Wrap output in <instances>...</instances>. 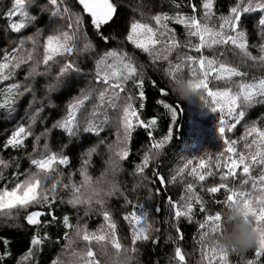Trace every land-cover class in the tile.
<instances>
[{"label": "snow or ice", "instance_id": "obj_1", "mask_svg": "<svg viewBox=\"0 0 264 264\" xmlns=\"http://www.w3.org/2000/svg\"><path fill=\"white\" fill-rule=\"evenodd\" d=\"M76 3L80 6V11H73L67 0H47L43 6L38 0H12L10 7L3 12V17L7 21L5 31L21 34L22 30L29 26H33L35 31L31 35H20L11 52L3 53V59L0 61V81L9 80L22 65L28 66L25 80H30L37 76L49 75L52 64H59L60 67L52 82L46 85L47 90L51 92L56 88L73 86L71 76L79 75L82 71L73 57L94 51V45L85 28L90 25L94 29V35L107 44L115 37L105 35L106 29L118 26L120 22L114 0H76ZM215 3L216 0H188L184 7L189 8L190 13H185L180 10L181 4L172 0L176 9L174 14L157 12L151 16L146 15L141 4L137 8L142 19H131L123 31L127 33L124 39L135 49L146 53L153 64L157 61L167 62L165 73L170 84L183 77L181 70L187 66L191 74L189 84L202 106L219 114L217 133L223 150L217 153L216 171L212 170L211 157L207 161L201 158L199 163L191 168L189 166L193 164V159H187L182 166L173 171L167 181L158 171H152V177L149 178L145 170L150 168L151 162L158 159L161 150L172 139V128L170 127L167 135L159 141L152 139L153 133L150 129L157 124V120L141 119L138 108L134 106L136 94L126 87L131 82L133 88L139 90V109H143L145 99L143 65L136 66L133 57L123 49L113 48L104 51L95 60V73L89 81V86L79 90V95L67 105L66 117L53 125V128L62 130L67 136V143L61 145V153L48 151L47 136L50 129L45 128L35 135L31 152L28 153L31 169L26 173L14 174L9 185L0 187V216L15 220L23 212L27 224L36 226L37 229L31 235L30 246L18 264H32L37 254L43 250L45 242L50 240L47 232L41 235L40 227L54 222L59 223L55 214V201L61 187L69 193V197L66 201L61 198L60 203H67L72 208L82 207L85 216L94 211L100 213L106 228L89 232L86 224L82 225L78 220L77 224L72 225L69 216L63 215L64 229H71V233L69 231L63 233L66 241L63 246L67 251V258L57 257L51 260V264H101L97 252L93 250V242L97 247L111 245L116 256L111 258L110 264H120L122 251L128 254L127 259L130 262L132 254L137 252L138 241L151 240L153 244L158 242V238H153V233L159 232V229L154 227L152 217L153 211L155 214L161 212L159 206L153 210L150 203L133 204L124 196L125 203L132 209L123 215L131 234L133 245L131 249L122 245L117 238V224L107 210V197L123 195L117 176L122 171V162L129 157V142L137 126L142 127L152 139V143L145 147L133 173L140 178L138 183L147 188L149 193L147 200L150 202L153 199L149 184L159 183L163 187L179 181L183 185V191L178 199L167 197L170 221L165 223L170 224L176 233L175 237L170 235L168 239L177 244L172 264H187L186 254L179 246V242L184 239L179 225L182 220L191 223L197 207L199 213L203 214V220L198 222L199 238H194V242L200 246L201 259L197 264H231L230 253L236 251L229 250L214 240L220 228L221 211L229 204L240 206L242 214L246 219H250L256 232V242L252 247L254 257L248 259L246 264H261L264 258V126L257 121L244 123V134L238 140L229 138L227 133L246 121L249 108L256 103H264V76H252L249 79V73L241 70V65L250 69L264 68V0H235L233 6L229 8L228 15L219 17L214 10ZM34 4L40 13H48L49 20L43 28L36 26L40 23V17L29 11ZM81 13L87 14L89 19L86 21ZM253 13H258V18L252 16ZM17 17L19 19H14ZM146 20H150L151 23L145 22ZM170 23L183 27L186 37L183 43L177 39L175 28L170 27ZM249 23L254 24L255 34L259 38L258 43L250 41L247 27ZM193 38L197 42L193 43ZM181 47L199 55L180 53L178 50ZM253 48L257 52L255 55L250 50ZM205 50L212 54L206 55ZM173 52L177 53L175 63L170 59ZM229 53L238 58L239 62H230ZM41 66L43 71L40 70ZM210 83L213 84L212 87ZM161 91L165 96L168 94L163 89ZM172 91L174 92L173 88ZM95 92H98V103L94 105L92 113L88 114L82 109L85 101H88ZM126 92L128 94L122 96V93ZM26 93L32 94L35 100L32 84H9L8 98L0 103V108L11 114L15 110L16 98ZM157 103H162L170 113L171 120L175 121L176 107L162 100ZM102 107L120 109L119 114L110 123V131L115 139L107 144L105 139L100 137L109 126V121L95 119L97 111ZM41 112V107H35L29 117L31 123L27 127L24 124L17 126L7 137L3 149H23L25 140L33 136L32 124L36 123ZM81 118L83 124L80 122ZM85 133L97 137L98 142L89 147L84 154L85 158L79 172L82 180L79 184L73 182L72 174L69 173L68 182L63 183L57 178L60 173L53 165H68L69 156L63 153L70 151L75 141ZM42 137L44 152L38 153ZM241 144L242 147H238ZM100 145H105L108 158L105 161V170L93 181L87 172V166ZM9 166L8 160L0 158V168L6 169ZM238 169H242V173H238ZM256 169L258 175H253ZM217 174L220 182L206 186L207 179ZM237 180L238 186L230 185V182ZM249 184L250 189L247 187ZM221 189L226 196L223 200L214 199L213 202L222 207L213 212L201 193L206 192L214 196ZM155 194L160 195L159 188ZM78 240L85 244L80 251L74 250ZM60 242L57 239L56 243ZM4 245L5 251L0 255V260L10 255L6 240Z\"/></svg>", "mask_w": 264, "mask_h": 264}, {"label": "trees", "instance_id": "obj_2", "mask_svg": "<svg viewBox=\"0 0 264 264\" xmlns=\"http://www.w3.org/2000/svg\"><path fill=\"white\" fill-rule=\"evenodd\" d=\"M12 0H0V61L3 59L4 52H11L12 47L18 43L20 35H31L35 28L29 26L22 30L21 34L11 33L5 31L7 27V21L3 17V12L10 7ZM117 4L118 14L120 22L118 26H114L111 29H106L105 35L109 37H115L110 39L107 44L94 35V29L88 25L85 30L88 32L89 39L94 45V51L90 53H83L78 57H73L80 65L82 71L79 75L73 74L71 76V82L73 86L71 88L60 87L54 91L49 92L46 88L48 83H51L56 75L60 65L52 64L49 69V75L37 76L34 79L25 80L27 73V65H22L16 70L15 74L7 81H0V103L8 98L7 86L11 83L20 84H32L35 92V100L33 95L26 93L23 96L16 98L14 105V111L11 114L4 108H0V158L8 160L10 166L6 169L0 168V187H4L10 184L16 173H26L31 169L30 161L28 159V153L31 152L32 143L35 135H38L45 128L50 129L47 142L48 151L61 153L62 143H67V136L62 130L53 128L56 121L66 117L67 105L73 101L75 97L79 95L81 88L89 86V81L92 80L95 73V60L99 58V55L109 49H123L128 52L134 59L136 66L143 65L144 83L143 91L145 93V99L143 101L144 108L139 109L138 89L133 88L131 82L126 87L131 92L136 94L137 99L134 102V106L138 108V113L141 119L147 121L149 119H156L157 124L150 129L153 133V138L156 141L162 139L167 135L168 129L172 128V139L161 150V155L155 161L150 163V168L146 169V173L149 178L152 177V171H158L164 176L165 180L172 175L173 171L182 166L187 159H193V164L189 168L196 166L201 158L208 160L212 158V170L215 172V159L217 153L223 150L222 142L220 141L217 133V124L219 121V114L211 112L207 107L202 106L199 98L196 96L192 100H180L176 94L172 91L170 82L165 69L168 67L167 62L157 61L155 64L147 56L146 53L135 49L133 45L129 44L124 37H126V31H123L128 21L131 19H142L140 11L137 8L138 5H143V11L147 16L155 15L157 12H166L169 15L175 13L176 9L173 7L172 0H114ZM38 3L43 6L46 5L47 0H38ZM68 6L73 11H80V6L76 3V0H67ZM176 3L181 4V11L190 13V9L184 7L188 3V0H176ZM235 0H216L214 10L217 17L220 15H228L229 8L233 6ZM137 10L134 11L133 9ZM30 13L38 15L40 17V23L37 27L43 28L49 20L48 13H40L37 6L34 4L30 9ZM85 20L89 18L87 14L81 13ZM258 13H253L252 16L258 18ZM14 19H19L14 18ZM145 22H150L146 20ZM65 23V21H60ZM218 23V21H217ZM170 27L175 28L177 39L183 43L186 39L184 35V29L181 25L169 24ZM250 32L251 43H258L259 38L255 34V28L253 23L247 25ZM46 34V33H45ZM197 42L193 38V43ZM253 54H257L256 49H250ZM42 57V49L39 50ZM180 53H187L190 55H199L194 51H189L186 48L181 47L178 50ZM206 55L212 53L205 50ZM177 53L173 52L170 59L173 63L176 62ZM228 60L232 63H238V58L234 57L231 53L228 54ZM43 71V66L40 68ZM241 70L249 73V79L252 76L261 77L264 76V68H248L241 65ZM181 74L185 79L191 78V74L188 71L187 66L181 70ZM213 84L210 83V87ZM161 89L168 94L165 96L162 94ZM22 91V89H21ZM128 93H122V96ZM163 101L176 107V119L171 120V115L167 109L163 107L162 103L157 101ZM98 103V92H95L93 96L85 101L83 111L91 114L94 105ZM35 107H41L42 112L38 117L35 124H32L33 136H29L25 140V147L23 149H3V144L7 140V137L13 130L20 124H24L26 127L31 123L29 117L32 115ZM120 109L113 110L110 107H102L97 111L95 119L98 121H109V126L106 127L105 132L100 138L105 139V144L111 143L115 137L110 131V123L119 114ZM257 121L261 126H264V103H256L248 109L246 113V121L237 125L232 132L227 133V136L231 139L238 140L241 135L244 134V123H251ZM81 124H83V118H81ZM152 139L147 136V133L142 127L137 126L133 130L132 138L129 142V157L122 162V171L118 174L117 180L121 187L123 195H113L107 197V210L112 214L113 219L117 224V238L121 244L131 249V234L127 225V222L123 220V215L131 211V206L127 205L124 200V196L133 204H151L152 209L156 206L161 208L159 214H155L153 211L154 227L159 229V232L153 233V238H158V242L153 244L149 241H138L136 248L137 252L132 254L133 258L129 264H172V258L174 256V248L177 246L173 240H169L171 235L176 236L175 230L170 227V224H166L165 221H170V209L167 205V197L171 196L174 200L178 199L183 191V185L179 181L174 184H166L161 186L159 183L149 184L148 187L152 189L153 199L149 202L147 200L148 190L142 184H139V177L135 176L134 168L143 155L145 147L152 143ZM98 138L91 136L87 133L75 141L70 151L66 153L69 156L68 165L54 164L53 167L60 175L57 177L63 183L68 182V174H72V181L79 184L82 180L79 172L82 167V161L85 158V152L91 146L96 145ZM44 138H41L38 153L44 152L43 149ZM238 147H242L238 145ZM34 156L36 154H33ZM108 158V152L105 145H100L97 152L92 155L90 163L87 166L88 174L93 178V181L105 170V161ZM183 158V159H182ZM18 164V167H17ZM187 171V170H186ZM238 173H242V169L237 170ZM253 175H258V169L254 170ZM186 179H191L186 177ZM219 175L209 177L206 181V186H212L214 183H219ZM231 184L238 186L239 181H232ZM250 189V184L247 186ZM160 189V195H156V189ZM205 200L209 202L208 206L211 211L219 210L222 206L215 204L214 199L223 200L226 193L221 189L214 196L201 193ZM69 193L61 187L58 191V195L55 201V214L59 220V223L46 224L40 227V233L43 235L47 232L50 237L49 241L45 242L43 250L37 254L32 264H51L52 259L60 257L62 259L67 258V251L64 249L63 233L71 229H64L62 223L63 215H68L70 223L72 225L77 224L78 220L83 225H87L89 232L98 231L106 228L103 217L98 212H92L90 215L85 216L84 210L80 208H72L67 203H60V199L65 201L68 199ZM36 210V209H32ZM42 210V209H41ZM196 215L191 223L186 220H182L180 228L183 232L184 239L179 242V246L182 247L187 257V264H197L201 259L200 246L194 242V238L198 239V222L203 220V214L199 213L198 207L195 209ZM36 226H30L24 219V213L21 212L15 220L6 219L4 216H0V255L5 251L4 241L8 242L7 251L9 256H5L3 260H0V264H18L21 261L24 254L27 252L30 246L31 235L36 232ZM98 234H101L98 232ZM57 239L61 242L56 243ZM85 247L83 241H77L74 245V250L80 251ZM93 250L97 252V245L93 242ZM111 248V245L109 244ZM254 257V249H248L242 252L230 253L231 264H246L248 259ZM98 259H101L97 255ZM261 264H264V258H262Z\"/></svg>", "mask_w": 264, "mask_h": 264}, {"label": "clouds", "instance_id": "obj_3", "mask_svg": "<svg viewBox=\"0 0 264 264\" xmlns=\"http://www.w3.org/2000/svg\"><path fill=\"white\" fill-rule=\"evenodd\" d=\"M180 100H192L196 93L191 88L188 79L179 77L170 85ZM222 219L215 242L236 252L246 251L254 247L256 232L250 219H246L238 204L226 205L221 211ZM97 255L101 258V264H110L111 258L116 256L115 251L106 245L97 247ZM127 253H120V264H129Z\"/></svg>", "mask_w": 264, "mask_h": 264}]
</instances>
